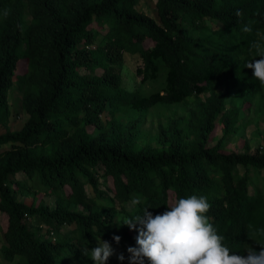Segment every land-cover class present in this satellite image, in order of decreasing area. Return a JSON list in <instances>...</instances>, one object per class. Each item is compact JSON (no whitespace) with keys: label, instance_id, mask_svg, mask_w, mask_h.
I'll return each instance as SVG.
<instances>
[{"label":"trees","instance_id":"16d2710c","mask_svg":"<svg viewBox=\"0 0 264 264\" xmlns=\"http://www.w3.org/2000/svg\"><path fill=\"white\" fill-rule=\"evenodd\" d=\"M139 1L0 0V9L10 10L0 17V129L8 123V97L17 84L27 87L29 114L19 131L0 134V148L10 147L0 153L5 260L94 264L82 249L97 247V238L112 243L120 236L129 247L136 245L138 233L117 225V217H134L146 207L153 216L162 214L191 195L207 197L206 215L230 254L246 255L245 246L260 251L256 243L264 238L248 226L264 229V190L257 185L264 150L251 152L245 145L241 153L226 151L224 141L261 89L245 64L257 55L250 43L264 37V0H156L157 20L137 11ZM25 14L33 20L26 27ZM245 25L252 32H243ZM124 54L140 58V83L162 80L161 89L143 95L121 87ZM220 81L225 92L207 99L191 141L177 130L158 148L136 146L129 133L116 129L95 135L105 111L145 113L182 104ZM219 122L222 137L209 146ZM86 185L104 207L89 214L69 210L71 204L95 205ZM30 190L57 195L55 205L17 200ZM136 198L141 203L134 206ZM32 218L36 231L29 230ZM68 225L72 229L61 234ZM57 236L74 242H53Z\"/></svg>","mask_w":264,"mask_h":264},{"label":"rangeland","instance_id":"374dc122","mask_svg":"<svg viewBox=\"0 0 264 264\" xmlns=\"http://www.w3.org/2000/svg\"><path fill=\"white\" fill-rule=\"evenodd\" d=\"M155 3L156 0H140L136 9L140 14L157 20ZM32 21L31 16H26L25 14L26 24L24 27L29 26ZM206 24L208 27L216 28V25L211 21H207ZM105 31L106 28H102L101 34H104ZM259 36L261 37V35ZM91 48L94 49V46H91ZM255 57L256 55H254V58ZM123 59L121 87L129 91L137 90L143 95H148L161 89L162 80H158L157 82L148 81L144 84L140 83V78L135 75L137 66L141 65V60L138 55L124 54ZM25 66L26 63L23 67L25 68ZM83 73H85L84 70H79V74ZM93 73L100 74V72L96 70ZM224 92L225 86L223 81H220L219 83L216 82L210 86L208 92L200 95L199 97H191L182 104L170 106L157 105L145 113L135 112L129 109L114 110L113 112L111 110L105 111L100 115L103 129H95V135H99L100 137L101 134L103 135L109 130L113 131V129H116L114 131H119L122 134L129 133L132 136L133 144L136 146L158 148L163 142H165L162 140H168L177 130L182 133V137L185 140L191 141L194 139V135L192 134L193 129L198 124V120L202 118L201 114L205 113L207 99L213 94L218 96ZM27 94V87H25L24 84H17L15 85V88L11 90L8 97L10 115L7 125L0 129V134L7 130L19 131L27 122L29 114L25 110L26 105L24 103L25 97L27 98ZM237 99L239 100V98L236 97L235 102ZM233 102L230 104H233ZM239 103L241 104V99ZM241 115V118L235 123V127L237 128L236 133L230 132L224 141L225 150L241 153L244 150L245 145L249 146L251 152H254L256 149H260L261 147L264 150V87H261L260 92L251 97L250 101L243 106ZM222 131L223 124L221 122L216 123L212 134L213 140L210 142L209 146L214 145L217 140L222 137ZM70 132H72V130ZM87 132L94 134L93 127L88 126ZM9 148V146L0 148V153H3L2 151L9 150ZM34 151H38V148L34 149ZM238 170L243 171L241 167H238ZM257 185L260 189L264 190V173L259 176ZM85 192L89 198L95 199V205L86 206L88 204H85V206H82L78 204H71L68 208L69 210L89 214L96 211L97 208L101 209L104 207L105 202L95 196L90 186H85ZM57 198V195L47 196L41 190H30L25 195H17L18 201L35 207L42 206L43 204L53 207ZM34 221L35 219L32 218V220L29 221L30 224L28 223V225H30V231H36ZM42 227L45 229L43 225ZM72 227L73 226L69 225L65 226L60 233L66 234L65 231L67 229H72ZM113 229L116 231L115 228ZM99 240L109 242L104 238H99ZM52 241H63L64 243L74 242L73 240L66 241L63 236H57L56 239L54 240L53 238ZM4 243L5 241L0 235V264L19 263L22 259L18 256H13L10 261L4 259L2 255ZM96 244L98 245L97 239ZM110 245L114 249V254L109 257L106 264H121L118 260V256L121 253L125 256L123 264H128L127 248L129 245L123 243L122 241H120L119 244L112 242ZM93 263L95 264L94 261Z\"/></svg>","mask_w":264,"mask_h":264},{"label":"clouds","instance_id":"9594fccd","mask_svg":"<svg viewBox=\"0 0 264 264\" xmlns=\"http://www.w3.org/2000/svg\"><path fill=\"white\" fill-rule=\"evenodd\" d=\"M9 14V9H0V17L7 18ZM242 14L241 11L236 13L237 16ZM242 31L249 33L252 28L245 25ZM250 49L256 50L257 55L245 67L253 71L254 79L264 87V37L252 41ZM140 203L139 198L132 200L134 206ZM210 207L207 197L191 195L176 200L162 214L153 216L148 211L150 207H146L142 214L134 217H117V225L127 226L138 233L136 245L127 248L128 264H264V243L255 242L260 246L259 252L245 246L246 255L230 254V249L223 243L224 237L217 233L211 218L206 215ZM248 228L264 238V229H256L252 225ZM112 239L119 244L121 237L113 236ZM97 241V247L90 252L85 247L82 254L89 256L95 264H106L114 249L107 241L99 238ZM118 260L123 264V253Z\"/></svg>","mask_w":264,"mask_h":264}]
</instances>
